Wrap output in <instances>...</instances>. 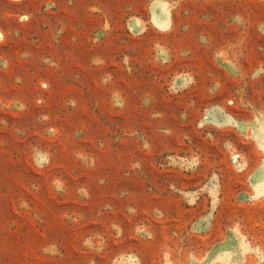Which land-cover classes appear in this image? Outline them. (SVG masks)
Returning a JSON list of instances; mask_svg holds the SVG:
<instances>
[{"label": "rangeland", "instance_id": "1", "mask_svg": "<svg viewBox=\"0 0 264 264\" xmlns=\"http://www.w3.org/2000/svg\"><path fill=\"white\" fill-rule=\"evenodd\" d=\"M0 264H264V0H0Z\"/></svg>", "mask_w": 264, "mask_h": 264}]
</instances>
